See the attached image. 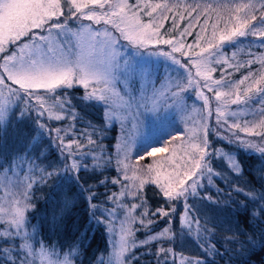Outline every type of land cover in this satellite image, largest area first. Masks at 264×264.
<instances>
[{"label":"snow or ice","instance_id":"6c2138e0","mask_svg":"<svg viewBox=\"0 0 264 264\" xmlns=\"http://www.w3.org/2000/svg\"><path fill=\"white\" fill-rule=\"evenodd\" d=\"M170 13L174 28L177 27L175 15L184 19V13L188 17L196 13L195 19L204 16L207 25L215 13L211 35L206 38L197 33L194 44L185 45L183 38L191 35L193 26L189 24L180 32L179 38H164L160 30ZM69 20L79 23L71 27ZM202 32H206V28ZM248 37L255 38L264 47V0H227L203 5L184 4L181 0H0V129L9 124L14 115L23 120L35 112L37 127L47 129L49 135L55 132L54 140L62 157L60 167H39L36 161L43 152L35 158L28 152L10 158L0 156V257L5 259V264H76L78 246L58 249L54 244L45 243L38 238L37 227L31 224L29 213L35 209L33 189L37 185L47 186L49 181H54L50 196L53 203L60 192L78 189L74 197L66 196L58 214L53 212L54 227L65 220L68 210L80 197L88 202L89 224L94 220L96 224L104 225L108 249L96 264H132L134 249L153 241L174 239L175 233L170 226L145 240L138 242L135 238L136 224L147 228L155 223L150 217H170L176 211L173 203L167 209L160 207L149 213L142 195L148 184L155 185L167 202L182 200V229L189 236L195 232L199 246L207 256L220 254L211 242L213 229L190 215L187 201L189 196H200L205 180L212 186L214 179L221 175L214 170L210 160L213 153L209 150L207 120L212 109L205 89L214 93L217 125L227 126L232 132L227 138L229 143L255 150L264 157V54L244 64H232L220 51L223 45H235L241 38ZM122 41L137 50L152 44L169 45L170 51L159 50L150 55L162 56L178 65L186 76L172 86L166 80L160 88L134 90L132 83L137 78L145 85L150 82L152 69L147 62L141 63L125 55ZM196 48L199 51H195ZM178 52L186 57L184 63L175 57ZM249 55L253 54L249 52ZM222 64L237 71L245 66L251 68L252 64H258L260 68L256 72L250 70L239 81H231L224 75L216 79L214 65ZM77 86L84 89L85 101L104 106L106 125L117 123L122 130L115 160L120 176L111 180L113 185H120V190L107 194L103 204L95 202L97 194L91 186L87 196L79 186L80 172L89 170V161L95 172L110 165L112 157H105L102 144L93 138L95 129L88 131L91 124L83 131L76 129L75 121L79 117L65 90ZM189 89L195 92L197 100L202 101V109L193 106L189 111L184 96ZM232 105H236L237 110H232ZM169 109L187 115L191 126L185 133L174 134L163 127ZM146 113L161 121L160 131L166 134L157 144L147 142L154 136L137 143L135 134L141 124L139 117ZM191 113H196L199 119ZM43 117L69 123L65 127L49 129L40 121ZM42 135L40 132L33 137L29 147L38 146ZM134 150L135 164L132 163ZM156 154H160V159L143 168L139 166L141 160ZM227 160L231 171L240 175L239 161L230 154ZM106 182V178L99 181L101 185ZM236 191L243 192L238 187ZM245 195L254 204L264 200V194L259 200L254 192ZM126 198L140 203L128 204ZM203 198L212 200L211 196ZM242 207L247 210V205ZM137 209L143 211L137 213ZM261 216H264V205L252 211V220ZM168 223L170 225L171 221ZM202 234L204 239H200ZM238 235L240 233L227 239L240 244L241 248L256 245L252 235H247L245 241L237 240ZM260 243L264 245V236ZM157 256L162 257L163 264H168L170 256L173 264H177V254L172 247H159ZM178 264L205 262L202 258L179 254Z\"/></svg>","mask_w":264,"mask_h":264},{"label":"trees","instance_id":"16d2710c","mask_svg":"<svg viewBox=\"0 0 264 264\" xmlns=\"http://www.w3.org/2000/svg\"><path fill=\"white\" fill-rule=\"evenodd\" d=\"M156 1L159 0H153V2ZM175 19L177 20L178 27L174 28L172 25L170 28H161V35L164 38H179L180 32L189 25L186 18L180 19L179 15H175ZM198 27L199 25L190 28L191 35H186L183 38L185 45L194 44L199 30ZM252 40H255V38L248 37L247 40H241L235 45L230 44L224 46V50L222 49L221 51L225 55V58L227 56L226 59L229 62L233 60L231 56L232 51L238 53L239 61L237 62L249 59L248 57L250 55L248 54L249 52L252 53V51L258 54H264V47L261 46L260 42L257 40L252 42ZM158 46H164V48L170 50L169 45L159 44ZM196 49L194 50L196 51ZM174 55H178L182 63L185 62L186 59L181 53L178 52ZM214 66L217 68L214 74L219 73L221 65ZM166 68L169 71L170 69H175L170 65ZM251 68L245 66L241 67L238 71H233L232 68L228 67L227 71H233V74L231 73L230 76L240 78V74L247 73ZM177 69L179 70L180 68ZM174 73V84L185 77L181 71ZM184 82L186 83V80ZM65 91H67L72 106L75 108L79 117L75 121L77 131H83L91 124L92 128H88V131L91 132L95 129L93 138L102 144L104 156L112 157V163L102 169H98L95 172L92 171L91 161H89V170H82L80 172L79 186L83 187L84 196L88 195L87 189L91 186L97 194V200L95 202L103 204L107 194L120 190V185H113L111 183L113 178L120 176V173L116 171L115 163L116 145L121 136L120 129L114 123L111 126L105 124L104 106L96 102L85 101L83 99L84 89L82 87H74ZM192 91L189 89L187 93H184L188 108L195 106L202 109L199 100L196 99L195 95L193 96L194 92L192 93ZM39 119L41 122L46 123L49 129L65 127L69 123V121L49 123L46 117ZM36 121L37 115L35 112L26 115L23 120H19L15 115L12 116L10 123L3 129H0V156L10 158L17 153L28 152L29 155L35 158L43 152L44 155L40 156L39 160L36 161L39 167L49 165L60 167L62 157L59 154V149L54 140L55 133L52 132L49 135L47 129H39ZM208 124L209 150L211 152L213 151L211 164L214 170L221 173V175L214 179L215 192L207 189L204 190L212 196L211 201L203 198L204 196H189L187 202L190 205V215L198 217L202 225L206 223L208 228L213 229L214 235L211 236V242L215 243L220 254L207 256L205 251L199 246L200 241L196 238L194 231L189 240L185 239L186 230L182 229L180 219L184 211L183 201L167 202L159 189L155 185L149 184L145 186L142 194L147 202L146 206L149 213L154 212L160 207L167 209L173 203L176 211L170 217H150L155 223L147 228L136 224L134 227L138 230L135 232V238L137 241H141L145 237L159 233L165 227L169 226L172 232L175 233V237L172 241H153L150 244L134 249L135 258L132 264H163L162 257L157 256L159 247L174 248L177 254V261L179 254H183L187 257L202 258L205 264H264V245L260 243L262 236H264V216L258 217V220H252V211L258 208L259 205H264V200H260L259 204H254L245 195V193L254 192L259 200L261 194H264V157L255 150H246L237 143H229L227 138L232 136V132L228 130L227 126L221 127L217 125L214 116L210 117ZM184 126L186 129L187 126ZM40 132H43V135L40 137L39 145L29 147L32 138ZM174 134L176 133L174 132ZM240 135L244 136L243 133ZM217 149L222 150L227 155L230 154L239 161L242 168L240 175H235L231 171L228 166V160L225 159L226 156L217 157L214 154V151ZM156 159H160V154L155 157H146L139 162V166L144 167L147 165V161L152 162ZM134 161L136 160L133 159V163L135 164ZM105 178L107 182L101 185L99 181ZM53 184L54 181H49L47 186L37 185L33 189L35 209L29 213V217L31 224L37 227L38 238H42L45 243L54 244L58 249L78 246L79 257L76 264H96L97 259L101 255H106L108 249L107 234L104 225L96 224L94 220L91 225L89 224L90 209L88 202L83 197H80L75 200L74 205L68 210L69 214L65 220L58 227H54L52 221L53 212L56 211L58 214L63 207V201L66 196L68 198L74 197L78 189L73 188L70 191L60 192L55 197L56 202L53 203L50 200V196L54 191ZM237 187L242 189L243 192L236 191ZM203 192L200 191V193ZM125 202L128 204L140 203L139 200H133L131 198H126ZM242 205H247V210ZM141 211L143 209H137V213ZM169 220L171 221L170 225L168 223ZM236 233H240V235L236 236V239L239 241H245L247 235H252L256 240V245L254 247L252 245H245L244 248H241L240 244L229 242L227 238L232 237ZM180 236L184 240L182 242H185V245L190 243V249L187 246L179 247L181 245ZM200 239H204L203 234ZM204 242L207 243L208 241L204 240ZM0 264H5L3 257H0ZM168 264H173L171 256L168 259Z\"/></svg>","mask_w":264,"mask_h":264},{"label":"rangeland","instance_id":"374dc122","mask_svg":"<svg viewBox=\"0 0 264 264\" xmlns=\"http://www.w3.org/2000/svg\"><path fill=\"white\" fill-rule=\"evenodd\" d=\"M132 2H135V0H132ZM156 2H159V1H156ZM181 2L184 3V4H189V5L195 4V3H201L203 5L204 3H214L215 4V3H218V2H227V0H223V1L222 0H181ZM196 15L197 14L194 13L193 14V17H188L187 14L184 13V17L188 20L189 24H192L193 26L199 25V27H198V29H199L198 30V33H202L204 35L206 34L205 35L206 38L209 37L211 35V32H212L211 25H212V23L215 22V19H216L215 18V13L212 14V17H211V19L208 20V24L207 25H205V17L204 16H200L199 20H197V19H195V16ZM169 17L170 18L167 21L164 22V25H163L164 28L165 27L166 28H170V26L173 25V19H172V14L171 13L169 14ZM145 19H147V18H145ZM176 22H177V20H176ZM68 23H69V26L75 27L76 24L79 23V22L78 21L69 20ZM84 23H89V22L88 21H84ZM170 23H171V25H170ZM205 28H206V32H202V29H205ZM247 39L248 38H241V40H243V41H245ZM253 41H256V40H252V42ZM121 43L123 45V49L122 50H123V52H124L125 55L130 56V57L133 58V60L140 61L141 63L147 62L148 66L152 69V75L150 77V82L145 85L139 78H137L132 83V88L134 90H139V89H141L143 87H147L148 89H151L152 87L160 88L161 87V83L164 82V81H166V80L169 82V85L172 86V85H174L173 78L175 76V73L174 72H176V71L177 72L178 71L179 72L181 71L182 72V75L183 76H186V73L184 72V70L181 69L178 65H173L171 63V61L166 60L162 56L150 55V53L157 52L159 50L170 51L167 48H164V46H158L156 44H152V45H149L146 49H139V50H137L136 48H133L131 46H128L127 43L124 42V41H122ZM201 45L204 46V41H201ZM226 45H230V44L223 45L222 48H221V50ZM185 50L187 51V49H185ZM254 50H255V48H254ZM196 51H199V49L197 48ZM234 53H235V56L233 55ZM252 54H253L252 56L248 57L249 59H252L255 56H258V55L263 54V53L258 54V53H254L252 51ZM231 56H232L233 60L230 61L229 63H232L233 62L232 64H237V63L244 64L246 61L249 60V59H245L243 61L237 62V61H239L238 53L233 52V51L231 53ZM175 57L181 61V59L178 58V55H176ZM184 58L186 59V57H184ZM226 58H227V56H226ZM181 63H182V61H181ZM169 65L170 66H173L176 70L175 69H173V70L170 69V71H169V69L166 68ZM177 68H180L181 70L180 69L178 70ZM227 68H228L227 65H223L222 64L220 66L219 73L213 74L214 75V78L220 79L221 76L224 75L226 79H229L231 81H239L244 75H246L250 71L249 70L247 73L240 74V76H239L240 78H234L233 76H229L228 73H232L233 74V71H237V70H234V68H232L233 71H231V70L230 71H227ZM259 68H260V65L253 64L252 65V68H251V71L256 72ZM222 70H224V71H222ZM161 73H162V75H161ZM171 74H173V75H171ZM77 87H79V86H77ZM243 87L244 86H242V88ZM172 90H175L174 87H173ZM204 91H205V94L208 95L209 98H210V106H211V109H212V115L210 117L214 116V118H216L215 108H216L217 102H216V100L214 98V93H209V92H207L206 89ZM193 92L194 91H192V93ZM194 95L196 97L195 92L193 93V96ZM199 104L202 106V101H199ZM21 107H23V105H21ZM191 108H189V111H191ZM231 109L232 110H237V106L236 105H232L231 106ZM191 114H192V116L195 119H199V117L196 115V113H191ZM167 116H168V119L165 120V121H163V127L166 128L168 132H172V133L175 132L176 134L185 133V126L184 125H186L187 127H190L191 126V122L188 121L187 115L184 114V113H179L175 109H169L168 110V113H167ZM210 117H208V120H207L208 123H209ZM139 119L141 121V124H140V127H139V129L137 130V132L135 134L136 135V138H137V143L138 144L140 142L144 141L145 138H148L150 136H154L155 137V138L148 139L147 142L150 143V144H157L158 139L159 140L165 139V135L166 134L165 133H162L160 131L161 121L159 119H157L156 116L152 115L151 113H146V114L142 115L141 117H139ZM47 121H49V120H47ZM153 121H155V125L154 126H153ZM229 122H231V121H229ZM49 123H57V121H49ZM114 124L118 125V127L120 129V135H121L120 138H119V140H120L122 138V130H121L119 124H117V123H114ZM257 142H259V141L257 140ZM214 154L217 157L226 156L225 159H227V154L224 153V152H222V150L217 149L216 151H214ZM157 155L158 154H156V156ZM211 158H212V156H210V160H211ZM133 159L136 160L135 150L133 151V155H132V163H133ZM156 160H158V159H156ZM134 162L136 163V161H134ZM147 162H148L147 163V165H148L150 163H153L154 161H152V162L147 161ZM140 167H142V166H140ZM205 189L210 190L212 192H215L216 191V189L214 187V184L212 186H208L206 180L204 181V187L201 188L200 191L203 192ZM200 196H204L205 197V196H211V195H209L207 192L204 191L203 193H200ZM182 237H184V236H182ZM185 237H186L185 239H188V240L191 238L187 234H185ZM106 238H107V241H108V236H106ZM146 238L147 237H145L142 240H145ZM179 239L181 241V245L179 247L187 246V247H189V249L191 248L190 247V243L185 245V242H182L184 240L181 239V236L179 237ZM139 241L140 240H138V242ZM177 263H178V261H177Z\"/></svg>","mask_w":264,"mask_h":264}]
</instances>
